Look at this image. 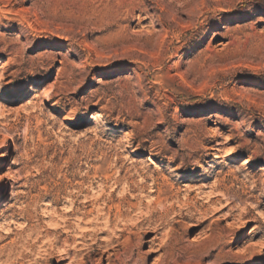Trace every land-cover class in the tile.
I'll return each mask as SVG.
<instances>
[{"label":"rangeland","instance_id":"1","mask_svg":"<svg viewBox=\"0 0 264 264\" xmlns=\"http://www.w3.org/2000/svg\"><path fill=\"white\" fill-rule=\"evenodd\" d=\"M0 264H264V0H0Z\"/></svg>","mask_w":264,"mask_h":264},{"label":"bare ground","instance_id":"2","mask_svg":"<svg viewBox=\"0 0 264 264\" xmlns=\"http://www.w3.org/2000/svg\"><path fill=\"white\" fill-rule=\"evenodd\" d=\"M93 119H95V118H91V120H93ZM117 253H118V252H117ZM112 255H113V254H109V256H108V260L111 259Z\"/></svg>","mask_w":264,"mask_h":264}]
</instances>
